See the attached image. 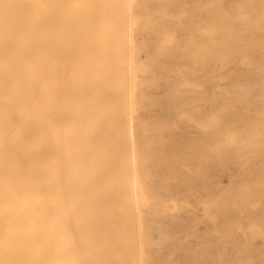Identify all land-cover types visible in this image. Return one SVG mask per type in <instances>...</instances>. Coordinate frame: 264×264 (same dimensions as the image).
Here are the masks:
<instances>
[{
    "label": "rangeland",
    "instance_id": "1",
    "mask_svg": "<svg viewBox=\"0 0 264 264\" xmlns=\"http://www.w3.org/2000/svg\"><path fill=\"white\" fill-rule=\"evenodd\" d=\"M128 7L138 18L133 23L134 38L121 41L119 54L113 56L116 60L112 61L114 54L110 58L111 63L116 62L113 66H120L123 84L115 83L118 74H114L117 78L113 83L112 77L109 93L106 89L103 98L91 97L99 101L103 111L110 107V117L118 112L121 131L126 128L129 116L135 120L133 146L137 150L136 174L141 200L134 208L129 204L132 198L127 191L131 195L132 191L126 182L130 170L128 138L115 147L117 136L108 124L110 112L105 117L101 111V118L98 114L93 116L92 111L88 115V119L90 116L95 119H89L93 120L90 128L99 125L95 127L97 130L106 123L107 129L99 130L101 134L96 133V137L103 138L105 132V140L110 142H105L109 147L102 150L105 149V154L113 151L106 156L110 161L106 160L112 163L111 168L115 167L106 166L107 171L105 167L110 173L104 172L99 183L114 176V185L110 187L108 181L109 186L102 184L103 190L96 185L95 191H105L100 192L102 195L97 191L100 195L95 200L106 199L105 206H116L109 205L116 212L123 206V203L118 205L122 201L126 205L122 210L134 211L133 215L126 211L129 216L122 212L125 216L120 214L119 219L116 216L120 212L115 216L110 207L105 210H111V219L107 214L109 218L106 217L107 211L100 214L109 220L110 225L107 221L101 223L105 222L103 228L113 243L112 254L123 251L119 258L111 254L113 258L109 261L112 264H264V0H124L123 16L127 15ZM93 40L87 43H118L117 39H113L116 43L111 39V43ZM61 52L60 57L57 55L59 59L67 57L68 51ZM72 55L68 60L63 58L67 64L72 61ZM96 55L92 57L100 60L102 55ZM106 59L110 61L109 57ZM109 101L113 108L119 102L117 107L121 105V110L115 107L118 111H113ZM90 102L87 99V104ZM102 102L108 107L103 108ZM98 117L103 123L96 121ZM92 130L87 131L86 137ZM97 139L94 142L99 143ZM119 147L120 164L117 159L121 155H112ZM110 156L116 157L115 160ZM105 187H110L112 192ZM102 196L105 198L100 200ZM118 235L124 244L115 242Z\"/></svg>",
    "mask_w": 264,
    "mask_h": 264
},
{
    "label": "bare ground",
    "instance_id": "2",
    "mask_svg": "<svg viewBox=\"0 0 264 264\" xmlns=\"http://www.w3.org/2000/svg\"><path fill=\"white\" fill-rule=\"evenodd\" d=\"M123 3L124 0H0V264H112L109 261L113 258L112 255H115L114 258L123 255L118 247L120 252L112 254L110 248L113 243L103 228L109 218L107 215L110 216L111 210L116 208L108 202L112 197L107 200V204L114 208L105 206V195L100 199L105 201L95 200V196L105 191H101L104 188L102 184L109 186V181L110 187L114 185V176L110 179L112 183L110 180L99 183L109 167L115 168L113 165L114 168H111L112 163L106 160L110 161L106 156L113 151L109 152L107 148L109 153L105 154V149L102 150V147H109L108 144L105 146V142H110L107 138L105 140V132H102L103 138L96 137L101 134L98 133L99 130H104L106 123L97 130L95 127L98 128L99 125H93L96 130L94 132L90 125L95 119L92 116L89 118L92 121L88 119V115L92 113L93 116L98 114L100 117L101 111L102 116L105 114L108 117L110 107L103 106L105 102H102L103 108L109 110L105 113L107 109L103 111L99 101H94L92 97L100 99L106 89L109 93L110 83L113 79V83L115 82L117 74L118 82L115 83L123 84L120 66H113L116 62L111 63L110 58L114 54L113 61V56L117 57L115 54H119L123 45L121 41L134 38L133 23L137 21V16L133 15L129 7L126 8L127 15L123 16ZM148 28L152 30V26L148 25ZM93 39L98 42L108 40L107 43H111V39L118 43H87ZM60 51L61 54L68 51L67 57L74 54L72 61H68L69 64V57L64 56L67 60L57 57L61 56ZM92 54H101L103 61L101 57L99 60L93 56L96 58L94 59ZM103 55L109 57L110 61ZM120 88L122 90L123 87ZM87 99L88 103L89 99L93 103L91 101L87 104ZM109 102L111 109L121 108V105L117 107L119 102L115 101L117 105L114 108ZM111 114L112 112L109 113L108 124L117 136L114 144L111 143L118 147L122 145H119L121 142H127V138L129 142L128 161H124H127L126 165L130 169L126 182L132 195L128 188L127 193L132 198L129 204L134 208L137 201L141 200L136 174L137 150L133 146L136 144L133 140L136 133L135 120L127 115L126 131H121L120 120L116 116L118 112L113 114L116 119H113L114 116L111 118ZM99 117L96 121L101 120ZM88 121L91 123L87 125ZM96 121V124L99 123ZM88 129L95 133V136L92 133L88 135V140L92 139V143L86 140ZM124 135L127 136L126 141ZM93 136L96 138L93 139ZM107 137L111 136L108 134ZM96 139L100 142H94ZM119 148L112 155H119ZM121 153L122 151L120 155ZM118 155L116 157L120 156ZM110 157H113V161L116 158ZM121 158L122 155L117 163ZM26 163L30 166L29 169ZM121 168L119 169L122 170ZM46 176L48 177L45 178ZM96 185L101 190L95 191ZM110 190L108 192H112ZM120 202L118 205L123 203L126 208L124 202ZM109 207L113 208L110 212L105 210ZM122 207H118L120 210L117 212V209L113 211L116 212L115 216L120 212L116 216L118 219L120 214L125 216L128 213L126 211L132 212L123 208L124 212ZM132 207L131 210H134ZM122 212L126 214L123 215ZM102 213L107 214V218L105 215L101 217ZM133 213L134 211L131 214ZM111 216L109 219L113 217ZM101 221L105 222L102 224ZM118 237L120 235L115 237L116 241L113 238L111 241L124 244V240ZM120 247L122 250V246ZM135 258L137 260L136 255Z\"/></svg>",
    "mask_w": 264,
    "mask_h": 264
}]
</instances>
